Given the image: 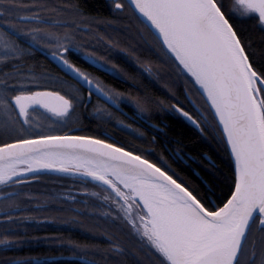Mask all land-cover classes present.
<instances>
[{
    "label": "snow or ice",
    "instance_id": "1",
    "mask_svg": "<svg viewBox=\"0 0 264 264\" xmlns=\"http://www.w3.org/2000/svg\"><path fill=\"white\" fill-rule=\"evenodd\" d=\"M110 4L136 22L145 44V32L152 36L147 51L158 64L148 60L140 68L164 81L165 98L138 88L126 95L72 63L68 54L82 47L79 34L89 33L84 25L94 22L80 0H0V264H41L40 258L4 253L22 243L19 228L33 219L13 214L43 210L27 207L35 197L25 187L44 171L79 173L99 189L90 195L102 203L82 201L83 214L104 208L101 215L128 241L101 233L109 244L98 252L104 264H264V0ZM37 52L55 61L71 83L37 73L29 65ZM87 55L98 62L94 53ZM111 71L121 76L116 65ZM177 92L190 104L191 94L199 96V119L185 110ZM127 103L142 121L172 109L201 132L211 115L224 168L211 162L207 179L195 183L172 167L170 156L112 138L104 127L156 142L117 117ZM93 123L96 129L89 127ZM54 199L77 202L74 196ZM56 210L81 214L74 207Z\"/></svg>",
    "mask_w": 264,
    "mask_h": 264
},
{
    "label": "trees",
    "instance_id": "2",
    "mask_svg": "<svg viewBox=\"0 0 264 264\" xmlns=\"http://www.w3.org/2000/svg\"><path fill=\"white\" fill-rule=\"evenodd\" d=\"M56 2L61 3L63 2V0H56ZM80 2L86 10V15L92 18L94 22H90L89 24L84 25L85 27L89 28V33L79 34L77 44L82 45V47L74 49L78 51L79 54H85L89 49L88 46L91 45L90 32L94 30L95 25L111 22V24L116 25L118 28L112 29L111 27L104 26L103 30L101 31L104 38L115 40L117 44L124 47V49L129 53L140 56V63L151 60L154 65L158 64L157 57L153 53L147 51L148 45L140 39V36L136 31L137 28L134 27L136 22L130 18L128 13H119L113 11L108 0H86V3L85 0H80ZM44 14L47 15V13ZM121 17H123V19H121ZM61 31H63V29H61ZM110 33L115 34L111 35ZM144 35L148 38L149 41H152V43H154L152 36L148 35L146 32ZM258 38L259 32H257L254 36V39ZM99 46L100 42L95 41L94 47L97 48ZM99 54L103 57V59H101L103 60V62L112 61L109 59V56L115 55V53L112 52H110L109 55L106 52L104 55L103 53ZM101 56L99 57L102 58ZM81 64L84 66V63L81 62ZM122 65L123 64L119 62V69L132 70L129 66L127 67L126 64L123 65L125 68ZM137 77H135L134 81H139V83L137 82V84H139L140 91L146 92L149 95L162 99L165 98L163 95L164 91H166V89H164V81H159L157 83V87H155L154 85L147 82L143 76H139V78ZM111 80L121 87L125 86L121 82L115 81L113 79ZM177 97L179 98L180 102L184 104L186 103L185 97L179 92H177ZM190 97L197 102L198 106H200L201 110L203 111V101L199 98V96L193 93L190 95ZM172 103H175V101H172ZM172 112V116L168 115V113H166L165 111H160L158 116L155 113L152 114L154 116L155 123L159 124L160 119L167 123V127L163 126L164 134L163 136L161 135V137H163L165 140H169L172 144V147L177 149L178 152H180L183 156H185V154H188L194 160L191 161L190 159L186 158L187 164L185 165L177 158H174L175 163H173V160L170 158L169 161L170 163H172V167L181 176L190 179L195 183H199L201 179H207L205 173L209 172V164L211 162H215V164L219 165L221 168H224V165L221 163V160L224 159V154L222 151L223 145L218 143L219 133L216 132L211 126V115L205 113L206 115H208V123L205 125L206 131L201 132V130H197L194 126L187 123L179 114H177L175 110H173ZM89 127L93 129L97 128L95 123L89 125ZM224 170L227 171L226 168ZM194 171L197 173V175L194 174ZM40 179H43L44 184H46L43 187L45 192L44 194L39 191L30 192V194L35 197V199L31 201V205L43 201H45L44 203H47L48 205L46 207H42V211L30 210V214L46 215L47 217L53 219L55 217H61L60 221L67 220V217L76 215L83 224H87V219L91 214L97 216L98 218L99 216H102V207H90L87 209L88 213L90 214H83L85 211V204L82 203V201H88L89 204H91V201L94 200L97 206L102 203L101 201L100 203H98V201L90 195V193L93 191H99L98 188H94L92 186L91 182L85 183V180L81 178L50 174H43L41 175ZM53 189L61 190L60 194L52 195L48 193V191H53ZM62 190H68V195H64ZM69 196H74L77 202L75 204H72L70 201L63 202V199L60 201L54 199V197H61L66 199ZM31 205L28 208L35 209ZM71 206H75L77 209H80L81 214H77L76 212L72 211L56 210L59 208L66 209ZM107 226L108 230L116 232L123 241H125L126 243L128 242L127 236L125 235L124 231H120L115 225H112L110 221ZM82 231L83 233H80L79 231L76 233H72L70 232L69 228H62L61 234L56 239H45V256L62 255L69 258H82L85 260H87V258H91L92 256L89 250L92 240L85 235V227L82 228ZM93 242V246L95 247L94 259L103 263L101 256L98 254L99 251L103 250L102 244L96 240H94ZM74 245H81L85 247H74ZM53 251H55V253H53ZM61 259L64 260H57L53 262L50 261L46 264H84L74 259Z\"/></svg>",
    "mask_w": 264,
    "mask_h": 264
},
{
    "label": "flooded vegetation",
    "instance_id": "3",
    "mask_svg": "<svg viewBox=\"0 0 264 264\" xmlns=\"http://www.w3.org/2000/svg\"><path fill=\"white\" fill-rule=\"evenodd\" d=\"M110 2V0H108ZM104 26H108V23L105 24H97L95 25L94 30L90 32L91 37V45L88 46V50L85 54H79L78 51L74 50L73 52L68 54L69 59L74 63L77 67L82 68L86 72H88L92 77L98 78L103 84L116 89L120 92L125 93L126 95L131 93L132 95L137 94V88L139 89V81L135 82L132 79H129V76H135L139 78V76H143L144 79L149 82L150 84L157 87V81H155L151 76H149L147 73L143 72V70L140 68V61L141 57L129 53L127 50L124 49L121 45L117 44L115 40L112 39H106L103 37V33L101 32L104 28ZM112 29L118 28L116 25L111 24L110 26ZM134 27H138L137 24L134 25ZM111 35H114L115 33H110ZM146 37V36H145ZM148 40V38L146 37ZM95 41L100 42V46L95 48L94 43ZM149 41V40H148ZM149 43H152V41H149ZM148 47L150 44H147ZM116 46V47H115ZM105 52L109 55L110 52L115 53L114 56H109V59L112 61H106L103 62V57L99 53L105 54ZM87 53H94L95 58L97 59V63L93 64L92 60L89 58ZM101 56L102 58H100ZM113 57V58H112ZM105 61V60H104ZM84 63V66L81 64ZM119 62L123 65L126 64V66L130 67L132 70H121L119 69ZM30 66H35V71L37 73L47 72L52 74L53 76H59L62 79H67L71 83V77L66 76L64 72L60 71L59 68L55 65V63L51 60L50 57H46V55H43L39 52L35 54V58L31 61H29ZM112 65L117 66V71L121 72L120 77H116L114 72L111 71ZM122 65V66H123ZM124 67V66H123ZM125 68V67H124ZM111 79L123 83L125 86H119ZM189 99L192 101V104L189 103L188 100H186V103L181 104L185 107V110L189 111L190 114L196 116L197 119H199V116L196 112V109L199 108L200 111L201 108L198 106L197 102L193 100L190 96ZM93 101L95 102V96L93 97ZM172 103V102H171ZM193 104L195 107H193ZM114 112H116V109H111ZM172 109H168L165 111L168 113V115L172 116ZM120 112L124 113V115H121ZM177 112V111H176ZM153 114V113H152ZM152 114H149V119L142 121L141 119L137 118V113L135 109L132 107L130 103H127V106L125 104L120 105V111L116 112L117 117L120 120H123L124 123L131 124L133 129H139L140 131H143L145 133V139L151 140L153 136H155L156 142L155 144H145L144 140L137 139L135 135L130 134V131L120 130L115 127L107 126L103 128V131L109 133L112 138H115L116 140L120 141L121 143L128 144L129 146H139V147H151L154 149L157 156L159 155H168L170 158L174 161V158H177L180 162L183 164H187L186 158L190 159L191 161H194L192 157H190L188 154H185L183 156L180 152H178L177 149L172 147V144L169 140H165L161 135L164 134V127H167V123L160 119L159 124L155 123L154 116ZM187 123L194 126L197 130H200L196 124H194L191 120L185 118L182 114L177 112ZM135 121V122H133ZM146 125H151V127H146ZM97 126V125H96ZM158 126V127H156ZM161 148V149H160ZM170 163V161H169ZM194 174L197 175V173L194 171ZM46 184H44L43 179H39L37 181H30L25 187V190L30 192H42L44 191L43 187ZM92 200V199H91ZM94 200L91 201L93 203ZM98 203H100L99 200H97ZM43 202H39L37 204L31 205V202L27 205L29 207L30 205L33 208H36L37 205H40L41 207H46L48 204ZM76 208L75 206H71ZM101 208V207H99ZM103 211H105L104 208ZM14 216H31L33 219L24 221L23 224L19 228L20 236L19 239L22 241V243L12 249L4 253L6 256L10 257H16L21 260L28 257H36L41 259V264H44L45 262L48 263L50 261H57V260H64L61 258H69L67 256L62 255H48L45 256L44 254V245H45V239L47 238H53L56 239L61 234L62 228H69L70 232H80L83 233L82 228H86L85 235L88 236L92 241L90 243V253L91 258H87L89 264H92L93 261L96 262V264H104L94 259V251L95 247L93 246L94 240L99 241L102 244V248L106 249L109 247V244L106 240V238L101 235V233L108 230L107 224H109L110 218L105 216H99V218L95 215H90L87 219V224H83L82 221L76 216L72 215L67 217V220L60 221L61 217H55L49 218L46 215H39V214H30L29 211L24 212H17L13 214ZM15 227V226H14ZM112 234H114L115 239H120V236L116 232L110 231ZM123 241V240H122ZM126 243L125 241H123ZM55 253V251H53ZM60 258V259H57ZM99 258V257H97ZM86 260V261H87Z\"/></svg>",
    "mask_w": 264,
    "mask_h": 264
},
{
    "label": "water",
    "instance_id": "4",
    "mask_svg": "<svg viewBox=\"0 0 264 264\" xmlns=\"http://www.w3.org/2000/svg\"><path fill=\"white\" fill-rule=\"evenodd\" d=\"M53 62L57 66L56 62L55 61H53ZM42 174L66 175V176H72V177H79V178H81V176H80L79 173L65 174V173H59V172H43ZM87 179L90 181L89 178H87ZM68 259H70V260L74 259V260H77L78 262H81V263H84V264H89L90 263V262H88V261H86L85 259H82V258H68Z\"/></svg>",
    "mask_w": 264,
    "mask_h": 264
},
{
    "label": "rangeland",
    "instance_id": "5",
    "mask_svg": "<svg viewBox=\"0 0 264 264\" xmlns=\"http://www.w3.org/2000/svg\"><path fill=\"white\" fill-rule=\"evenodd\" d=\"M58 189H53V191H48V193L52 194V195H59L61 190H58ZM63 191V190H62ZM45 191H42V193L44 194ZM64 195H68V190H64L63 191Z\"/></svg>",
    "mask_w": 264,
    "mask_h": 264
},
{
    "label": "bare ground",
    "instance_id": "6",
    "mask_svg": "<svg viewBox=\"0 0 264 264\" xmlns=\"http://www.w3.org/2000/svg\"><path fill=\"white\" fill-rule=\"evenodd\" d=\"M44 172H52V171H44ZM90 179V178H89Z\"/></svg>",
    "mask_w": 264,
    "mask_h": 264
}]
</instances>
